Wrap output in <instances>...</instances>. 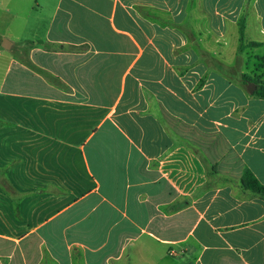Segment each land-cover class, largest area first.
<instances>
[{"label":"crops","instance_id":"obj_1","mask_svg":"<svg viewBox=\"0 0 264 264\" xmlns=\"http://www.w3.org/2000/svg\"><path fill=\"white\" fill-rule=\"evenodd\" d=\"M1 18L0 264H264V0Z\"/></svg>","mask_w":264,"mask_h":264},{"label":"trees","instance_id":"obj_2","mask_svg":"<svg viewBox=\"0 0 264 264\" xmlns=\"http://www.w3.org/2000/svg\"><path fill=\"white\" fill-rule=\"evenodd\" d=\"M239 36H240V43L238 46V51H243L247 47H253L260 45L259 42L250 41L246 42L245 39V23L244 19L242 18L239 23ZM264 59V58H263ZM257 83L260 81L255 80ZM255 94L258 96L264 97V83H261L258 89L255 91ZM2 183L7 188H10L7 181L3 180ZM242 184L245 188L251 190L254 193L264 196V185L258 180L255 174L250 170L246 169L242 176Z\"/></svg>","mask_w":264,"mask_h":264},{"label":"rangeland","instance_id":"obj_3","mask_svg":"<svg viewBox=\"0 0 264 264\" xmlns=\"http://www.w3.org/2000/svg\"><path fill=\"white\" fill-rule=\"evenodd\" d=\"M4 22H5V20H3V19L1 18V0H0V33L6 31V26H7V24L4 23ZM16 22H17V21H16ZM16 22L12 25V28L10 29L9 32H12V31L15 29V27H16V25H17Z\"/></svg>","mask_w":264,"mask_h":264},{"label":"water","instance_id":"obj_4","mask_svg":"<svg viewBox=\"0 0 264 264\" xmlns=\"http://www.w3.org/2000/svg\"><path fill=\"white\" fill-rule=\"evenodd\" d=\"M3 48H8V46L3 45ZM251 86H253V88H251ZM255 88H256V84H255V83H252V82L249 83L248 90H249L250 92H252Z\"/></svg>","mask_w":264,"mask_h":264}]
</instances>
